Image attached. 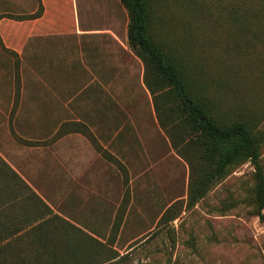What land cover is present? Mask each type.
Masks as SVG:
<instances>
[{
	"label": "rangeland",
	"instance_id": "1",
	"mask_svg": "<svg viewBox=\"0 0 264 264\" xmlns=\"http://www.w3.org/2000/svg\"><path fill=\"white\" fill-rule=\"evenodd\" d=\"M158 1L155 26L188 77L206 80L225 116L263 131L264 0ZM37 6L0 0V18ZM74 6L68 24H36L21 54L0 50V185L14 188L15 169L71 222L27 201L22 182L0 196V264H47L52 250L66 264L67 244L85 248L80 264H264L252 163L231 165L190 204V174L209 165L167 90L147 87L120 0ZM259 162L264 173V142Z\"/></svg>",
	"mask_w": 264,
	"mask_h": 264
},
{
	"label": "trees",
	"instance_id": "2",
	"mask_svg": "<svg viewBox=\"0 0 264 264\" xmlns=\"http://www.w3.org/2000/svg\"><path fill=\"white\" fill-rule=\"evenodd\" d=\"M37 1L38 6L34 12L16 19L24 20L40 17L43 6L40 0ZM120 3L128 17L127 44L143 62L147 87L152 93L167 90L165 94L173 100L175 112L179 111L187 124L189 132L195 134L192 141L198 149L197 157L201 163L209 165V169L199 165L196 172H191L188 190L189 203L192 204L196 201L212 183L227 174L231 165L248 160L254 167L256 179L254 189L256 214L261 220H264V212H262L264 208V173L259 162L260 145L264 142V130H258L255 125L256 121L250 118L233 119L225 116L224 114L227 112L220 111V101L207 95L206 80L202 77L199 80L198 76L188 77L183 58L176 50L173 51L166 44L164 34L160 36L155 26L159 1L157 3L154 0H120ZM18 96L19 91H17L16 97L18 98ZM8 169L14 188L11 186L10 180L5 187L0 185V196L6 194L12 197L21 192L18 191V188L24 185H22V180L9 167ZM23 184L25 183L23 182ZM24 187L28 189L23 192L25 199L32 195L35 196V193L26 184ZM43 221L44 219L41 220V222ZM88 238L90 240V237ZM8 239L4 238V240ZM91 241L90 243H95V245L101 244L93 238H91ZM81 250L82 246L78 244H67L65 251H63V254L67 257L66 264L68 262V264H80L76 263L74 259ZM59 255L60 251L57 250L54 253V250H52L47 264H55ZM117 256L116 253L115 257ZM109 259H114V256ZM94 261L96 262L95 256L87 264H95Z\"/></svg>",
	"mask_w": 264,
	"mask_h": 264
},
{
	"label": "crops",
	"instance_id": "3",
	"mask_svg": "<svg viewBox=\"0 0 264 264\" xmlns=\"http://www.w3.org/2000/svg\"><path fill=\"white\" fill-rule=\"evenodd\" d=\"M40 1L43 6V12L42 15L38 18L24 19V20H16L7 17L0 18V50L1 51H3V48H5L9 51H13L17 54H21L25 49L24 47L26 46L27 41L32 36L39 33L38 32L39 26L36 25L38 23H41L43 29H45L50 26H59V25L68 24L71 18L72 20H75L74 0H40ZM59 161L60 164L66 163L62 159L61 160L59 159ZM76 163L77 162L74 161L75 167H77ZM12 171L22 180V182L26 184V186H28L31 189V191L35 193L36 197L32 195L26 199L27 201H31L32 199H34V202H38L40 204V207L44 210L43 211L44 214L48 212V217H52L55 220L58 219V221H61L63 224L71 223L70 221H68L69 219L68 214L63 212L57 213L52 211L53 208L48 203V201H46L42 196H40L30 186V184L18 172L15 171V169H13ZM0 204H4V201H0ZM62 229H67L66 225L63 226ZM80 230L82 231V229ZM89 233H93V232L90 231ZM62 249L63 251H65L64 246Z\"/></svg>",
	"mask_w": 264,
	"mask_h": 264
}]
</instances>
